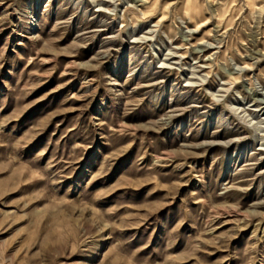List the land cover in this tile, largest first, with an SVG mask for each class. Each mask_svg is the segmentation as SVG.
<instances>
[{"label":"rangeland","instance_id":"374dc122","mask_svg":"<svg viewBox=\"0 0 264 264\" xmlns=\"http://www.w3.org/2000/svg\"><path fill=\"white\" fill-rule=\"evenodd\" d=\"M0 264H264V0H0Z\"/></svg>","mask_w":264,"mask_h":264}]
</instances>
